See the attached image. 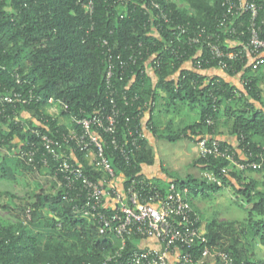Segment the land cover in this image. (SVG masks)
<instances>
[{
  "label": "trees",
  "instance_id": "16d2710c",
  "mask_svg": "<svg viewBox=\"0 0 264 264\" xmlns=\"http://www.w3.org/2000/svg\"><path fill=\"white\" fill-rule=\"evenodd\" d=\"M155 1L159 3V9L151 3L144 7L132 4L130 12L125 14L124 9L119 8L118 0H94V12L89 15L79 0H0V88L9 91L23 88L24 97L34 93L40 101L35 99L27 106L19 105L18 112L26 109L37 120L48 118L49 128L55 134L58 129L66 131L68 126L59 124L62 118L88 116L99 104L109 103L105 70L108 48L111 47L125 59L131 54L137 56L135 63L124 70L119 68L113 79L122 110L121 136H127L129 124H126L125 115L134 116L133 124L136 125L143 112L160 101L164 108L161 112L165 114H178L186 106L191 110L198 108L199 120L187 121V124L182 120L176 125L171 120L164 129H159L155 121L153 128L159 137L171 142L188 138L198 143L205 136L217 138L220 128L226 126L238 138L240 149H250L257 155L264 153V95L259 86L260 79H264V64L259 66L258 72H253L247 56L244 61L226 59L227 71L234 74L243 71L249 82L246 89L250 97L236 95L234 85L219 76L207 77L202 73L204 69L221 65L205 44L191 41L205 28L209 33L220 34L224 51L242 48L237 36L229 35L219 26L220 18L226 13L224 0ZM249 1H254L260 8L258 20L262 23L264 38V0ZM162 13L167 14L168 22L158 17ZM250 16L245 12L235 19L238 32L247 30ZM104 40L108 43L104 44ZM234 41L238 44L231 45ZM188 63L195 69L183 67ZM150 66L154 69L153 76L149 72ZM124 94L138 95V99L134 102L130 99L132 104L126 105ZM53 103L60 106L58 117L48 112ZM9 111L12 108H8ZM209 118L214 124L208 123ZM12 120L0 111V136L6 139L4 145L10 150L15 145V137L30 136ZM25 121L29 125L35 123ZM140 144L141 149L134 155L132 166L118 153L109 150L107 155L116 175H123L127 180L126 187L133 178H138L148 184L151 182L150 187H158L164 193L170 192L172 183L178 190L190 189L187 196L193 208L192 219L197 214L199 221L195 226L199 225L207 239V242L197 239L195 243L192 251L195 264H264V257L257 251V245L264 246V166L240 170L226 158L200 154L191 166L199 167L202 173L204 170L216 172L223 184L209 182L203 174L189 172L181 176L164 165L163 172L168 180L152 179L143 174L142 169L143 162L155 163V156L146 137ZM75 152L88 174L105 176L83 152ZM8 156L12 155L0 147V165L8 161ZM17 161L36 173L48 174L51 179L48 178L45 187L30 199L8 191L0 193L12 198L5 208L16 211H12L9 219L0 215L1 264H84L101 261L110 253L116 254L120 241L113 232L100 233L94 218L77 215L72 202L64 198V188L54 177V162L45 168L41 164L35 166ZM223 168H227V172H223ZM2 171L5 177L8 170L3 168ZM256 172L262 178L255 177ZM224 187L234 190L238 205L240 200L248 204L245 220L204 216L196 200L200 192L201 200L211 201L212 193ZM28 210L31 219L24 223ZM140 239L144 238L128 239L121 255L108 264H131L128 258L141 249L138 246ZM205 247L226 252L229 261L222 255L202 258Z\"/></svg>",
  "mask_w": 264,
  "mask_h": 264
},
{
  "label": "built area",
  "instance_id": "2783aa9c",
  "mask_svg": "<svg viewBox=\"0 0 264 264\" xmlns=\"http://www.w3.org/2000/svg\"><path fill=\"white\" fill-rule=\"evenodd\" d=\"M118 0L119 8L123 13L130 12L131 5L152 6L159 9L160 5L155 0ZM86 12L92 15L94 12V0H79ZM226 13L219 20V26L226 33L237 36V40L243 44L238 50L224 51L219 33H209L205 28L191 41L205 44L213 58L218 59L219 64L227 68V60L241 61L249 58V65L253 68L264 64V38L262 37V23L258 16L260 8L254 1L249 0H224ZM251 14L249 26L246 31L238 32L235 19L245 13ZM158 17L168 22L167 14H158ZM157 30V27H155ZM183 32L186 29L183 28ZM247 35V37H246ZM246 41H243V37ZM108 40H104L107 44ZM237 45L238 42L233 43ZM107 66L105 70V82L107 85V97L109 103H101L94 108L88 116L74 115L72 120L76 124L71 129L53 133L49 128V119L42 117L37 123L27 124L18 112L19 105L27 106L35 99L40 101L34 93L24 97L23 88L9 91L0 88V111L7 118H13L14 125L20 126L30 136L19 139L10 150L4 142L6 139L0 136V147L8 154L25 162L28 165H43L45 168L54 162V177L59 180L64 188V198L72 202L76 214L83 217H91L96 220L100 233L112 231L122 242L116 254L110 253L103 260L84 264H108L117 255H121L126 247L127 240L140 236L143 238H155L158 247H143L134 251L129 256L131 264H195L193 248L197 239L207 242L199 225L197 214L194 219L192 205L188 200V187L178 190L172 183L169 193H164L158 187H150L151 182L144 179L133 178L128 185L123 175H116L111 159L107 151L118 153L128 165L132 166L134 155L141 149V142L145 138L143 125H134V116H126L127 136L123 137L119 131L122 110L119 106L116 94L114 76L117 70L126 69L137 61V56L131 54L125 59L122 53H115L113 48H108ZM123 75L120 76V80ZM18 82L22 80L18 78ZM0 86L1 83H0ZM124 94L126 105L136 101L138 95L129 97ZM8 108L12 111L8 112ZM209 124L214 120L209 118ZM107 135V136H106ZM12 139V141L14 140ZM15 141V140H14ZM6 143V142H5ZM202 155H214L226 158L240 170L260 169L264 166V153L259 155L253 151L232 148L231 145H223L220 141L211 137H203L198 142ZM73 149L74 154L70 150ZM83 152L87 158H91L96 169L105 173L104 177H92L88 174L83 164L75 157V151ZM257 155V156H256ZM227 172V168L222 169ZM203 176L212 183L223 184L222 178L214 171H203ZM116 178V179H115ZM111 198L107 203V199ZM31 219L30 210L27 211L24 223ZM222 255L229 261L226 252L211 250L205 247L202 250V258L206 256ZM202 260V259H201ZM1 264V263H0ZM39 264H52L44 262Z\"/></svg>",
  "mask_w": 264,
  "mask_h": 264
},
{
  "label": "crops",
  "instance_id": "0c3cea01",
  "mask_svg": "<svg viewBox=\"0 0 264 264\" xmlns=\"http://www.w3.org/2000/svg\"><path fill=\"white\" fill-rule=\"evenodd\" d=\"M231 43H234V42H231ZM231 45H233V44H231ZM183 67L186 69H195L192 63H188ZM260 67L258 66L257 68H251V70L253 72H258ZM149 72H150V74H152V76L154 75V69H152L151 66L149 67ZM202 73L204 75H206L207 77L219 76V77L223 78L224 80H226L227 82H229L230 84H232L236 87V89H234L236 95L244 94L245 97H250L249 92L246 89V86L249 85L248 84L249 82H248V80H246L243 71H240V72L234 74L232 72L227 71V68H224V67H209L207 69L202 70ZM261 73H262V69H260V74ZM153 80H154V82H156V77H154ZM259 86H260L261 92L264 95V79L263 78L260 79ZM251 100L254 103H256V106H258V107L260 106V104L257 103V101L255 99H251ZM53 104L58 105L56 103H53ZM54 107H56V106H53V105L49 106L48 112L50 113L51 111H49V110L51 108H54ZM162 107H163V102L158 101L155 103V106L153 104L152 107H149L141 115V123H142L143 129L145 131V135H146L145 137L148 141L149 148L152 149V151H151L152 155L155 156V160H156L155 163H151V164L143 162L142 173L145 174L148 178H152V179L158 178V179H162V180H168V176L163 172V167L166 166L169 168V166L164 163V161L160 157V154L158 151L159 147L163 146V141L166 139L161 138L157 135V133L154 131L153 125L155 126V121H156V124L159 127V129H164L168 126V124H171L172 121H173L172 124H174V125L178 124L179 122L181 123L182 120H184L186 124H187V121H190V123H191V122H194V120H192L190 114H192V112H194V111H197V113L199 114V110H198V108H193L194 110H191L190 107L186 106L185 109H183L178 114H172V112L165 114L164 112H161V110H164V108H162ZM59 114H60V110H59ZM20 115L23 119L27 120L28 122L34 121L35 123H37L36 116H34L32 114V112L29 110L22 109L20 112ZM53 116L58 117V115H53ZM71 123L73 126H71ZM59 124H66L68 126L67 129H71L72 127L75 126V123L70 118L69 119L62 118ZM188 124H189V122H188ZM220 129H221V133H219L217 135V138L228 142L229 144H231L234 147L239 146L238 138L236 137V135L230 133L226 129V126H223ZM18 141H19L18 138H16L15 143H18ZM167 141H169V140H167ZM169 142H171V141H169ZM171 143H173V144L178 143V155H174L173 158H171V159L173 161L178 160V173L181 175V173L179 171L180 168L185 164L191 166L192 162L197 157L200 156V154H201L200 146L195 140L193 141V140L188 139V138H180L179 140H177L175 142H171ZM70 152H71V154H74L73 149H71ZM5 153H6V151H5ZM75 157L77 158L76 154H75ZM88 159L92 163H94L91 158H88ZM162 165H164V166H162ZM175 166H176V163H175ZM195 168L200 173H202V171L199 167L196 166ZM190 173H192V172H190ZM110 200H111V198H108L107 203H110L109 202ZM158 244L159 243L157 242V240L155 238H151V237L140 239V241L138 242V246L141 248L146 247V246L147 247L148 246L149 247H158L159 246ZM200 261L202 263L205 262L204 260L203 261L200 260Z\"/></svg>",
  "mask_w": 264,
  "mask_h": 264
},
{
  "label": "rangeland",
  "instance_id": "374dc122",
  "mask_svg": "<svg viewBox=\"0 0 264 264\" xmlns=\"http://www.w3.org/2000/svg\"><path fill=\"white\" fill-rule=\"evenodd\" d=\"M52 105L56 107L49 110L51 111L50 114L59 115L60 106L55 104ZM190 115L194 121L199 119V114L197 111L192 112ZM158 151L164 163L167 164L171 170L178 172V160L173 161L171 159L174 155H178V143L173 144L167 140H164L163 146H160ZM7 159L8 161L6 163L0 165V193L3 191H8L19 197L30 199L45 187L48 178L51 179L48 174L43 175L39 172L36 173V171L30 169L29 166L18 162L17 158L13 156H8ZM3 168L6 169V171L8 170V174H6L5 177L2 176ZM179 171L182 176H185L189 172H192L196 175L201 174L195 167L186 164L183 165ZM254 176L257 178H262V175L258 172L254 173ZM212 194L214 196L212 197L213 200L211 201L201 200L202 191L200 192L199 197L196 199L198 206L203 211L205 217L210 218L218 215L220 219L224 220H245L248 217V204L244 200H240V205H238L235 202L237 195L234 193V190L232 191L230 188L224 187L219 192H213ZM11 199L12 198L7 194H0V215L2 217H6V219L12 218V211L14 213L16 212L14 210L10 211L4 206L5 204L12 202ZM14 201L16 202L17 200ZM50 214L53 215V213ZM203 223L205 225L206 221ZM120 245L121 244H119V246ZM257 251L260 256L264 257V246L260 244L257 245Z\"/></svg>",
  "mask_w": 264,
  "mask_h": 264
},
{
  "label": "clouds",
  "instance_id": "9594fccd",
  "mask_svg": "<svg viewBox=\"0 0 264 264\" xmlns=\"http://www.w3.org/2000/svg\"><path fill=\"white\" fill-rule=\"evenodd\" d=\"M231 44H233V43H231ZM221 67H222V66H221ZM217 139H218V138H217ZM218 140H219V139H218ZM239 146H240V144H239ZM239 146H238V147H234V146H233V147H234V148H238V149H240ZM204 171H205V170H204ZM201 174H202V173H201ZM118 239H119V238H118ZM119 240H120V239H119ZM120 244H122L121 240H120ZM119 247H120V246H119Z\"/></svg>",
  "mask_w": 264,
  "mask_h": 264
}]
</instances>
